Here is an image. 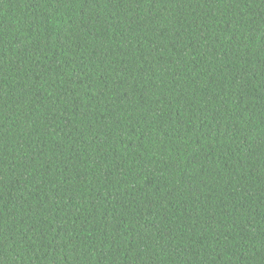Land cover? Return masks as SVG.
<instances>
[{
	"label": "trees",
	"instance_id": "trees-1",
	"mask_svg": "<svg viewBox=\"0 0 264 264\" xmlns=\"http://www.w3.org/2000/svg\"><path fill=\"white\" fill-rule=\"evenodd\" d=\"M0 264H264V0H0Z\"/></svg>",
	"mask_w": 264,
	"mask_h": 264
}]
</instances>
